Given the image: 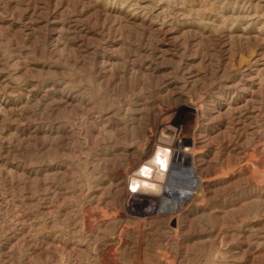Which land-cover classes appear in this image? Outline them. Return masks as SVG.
Here are the masks:
<instances>
[{
	"label": "rangeland",
	"instance_id": "374dc122",
	"mask_svg": "<svg viewBox=\"0 0 264 264\" xmlns=\"http://www.w3.org/2000/svg\"><path fill=\"white\" fill-rule=\"evenodd\" d=\"M0 264H264V0H0Z\"/></svg>",
	"mask_w": 264,
	"mask_h": 264
},
{
	"label": "water",
	"instance_id": "95a60500",
	"mask_svg": "<svg viewBox=\"0 0 264 264\" xmlns=\"http://www.w3.org/2000/svg\"><path fill=\"white\" fill-rule=\"evenodd\" d=\"M160 159H161V163L164 164L165 161L167 162V161L169 160V157H166L165 155H163ZM139 172H140V171H139ZM138 178H141V174H138V175L136 176V179H138ZM143 194H146V195H148L149 197H154V196H155V195H153L154 193H149V192H147V193H143Z\"/></svg>",
	"mask_w": 264,
	"mask_h": 264
},
{
	"label": "bare ground",
	"instance_id": "6f19581e",
	"mask_svg": "<svg viewBox=\"0 0 264 264\" xmlns=\"http://www.w3.org/2000/svg\"><path fill=\"white\" fill-rule=\"evenodd\" d=\"M178 149V148H177ZM180 149V148H179ZM162 179V178H161Z\"/></svg>",
	"mask_w": 264,
	"mask_h": 264
},
{
	"label": "snow or ice",
	"instance_id": "6c2138e0",
	"mask_svg": "<svg viewBox=\"0 0 264 264\" xmlns=\"http://www.w3.org/2000/svg\"><path fill=\"white\" fill-rule=\"evenodd\" d=\"M161 166H163V165H161Z\"/></svg>",
	"mask_w": 264,
	"mask_h": 264
}]
</instances>
